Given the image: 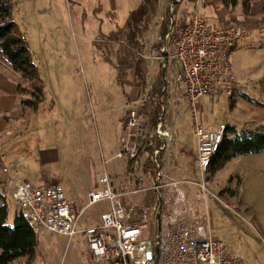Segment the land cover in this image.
Instances as JSON below:
<instances>
[{
  "label": "rangeland",
  "instance_id": "374dc122",
  "mask_svg": "<svg viewBox=\"0 0 264 264\" xmlns=\"http://www.w3.org/2000/svg\"><path fill=\"white\" fill-rule=\"evenodd\" d=\"M142 2L13 0V17L39 68L45 99L37 112L23 108L11 114L12 133L9 139L0 137V179L28 180L35 186L60 184L81 214L80 230L96 225L107 205L88 208L87 199L103 172H108L118 192L139 190L140 180L130 175L129 162L126 169L127 161L116 155L129 135L133 111L143 115L148 135L153 133L159 98L152 92L159 91V80L165 75L168 93L162 118L165 129L170 127L172 132V145L159 154L165 174L162 182L181 183L190 207L210 216L212 235L227 244L228 255L244 264H264V152L238 156L215 174L209 171V192L204 194L198 185L202 176L195 159L193 108L176 81V63L161 52L165 44L161 28L171 0ZM176 18L184 20L182 14ZM252 54L242 67L245 80L238 93L264 101V50ZM232 66L240 73L237 59H232ZM15 80L19 83L20 75ZM236 97L234 106L227 96L197 100L199 123L207 130L222 123L240 130L264 127V109ZM4 167L12 168L11 172L4 173ZM147 169V187H152L153 170ZM8 181L0 186V193L6 196L12 225L19 208ZM132 199L150 209L157 205L151 190ZM38 235L35 256L19 258L14 264H88L82 234L67 238L41 230Z\"/></svg>",
  "mask_w": 264,
  "mask_h": 264
},
{
  "label": "built area",
  "instance_id": "2783aa9c",
  "mask_svg": "<svg viewBox=\"0 0 264 264\" xmlns=\"http://www.w3.org/2000/svg\"><path fill=\"white\" fill-rule=\"evenodd\" d=\"M167 33L161 52L176 63V81L193 108L196 166L202 176L198 185L206 195L207 176L221 149L227 125L205 129L198 121L196 101L207 96L234 98L237 77L230 56L250 30L242 23L210 27L207 19L194 11L186 20L173 19ZM128 119L129 135L116 158L129 162L130 175L140 180L139 190L120 193L113 188L108 172H103L98 187L88 194L87 207L103 203L107 209L96 225L80 230L81 214L60 184L35 186L28 180L11 178V198L33 228L67 238L82 234L88 264H244L241 258L228 255L227 244L212 235L210 216L198 214L186 202L181 183L162 182L165 174L159 154L172 139L170 127L165 129L161 120L148 135L142 114L133 111ZM158 140L165 147L158 146ZM148 166L153 170L152 187H147ZM11 170L3 168L4 173ZM148 190L157 195L153 209L132 202V195Z\"/></svg>",
  "mask_w": 264,
  "mask_h": 264
},
{
  "label": "trees",
  "instance_id": "16d2710c",
  "mask_svg": "<svg viewBox=\"0 0 264 264\" xmlns=\"http://www.w3.org/2000/svg\"><path fill=\"white\" fill-rule=\"evenodd\" d=\"M223 1L232 8L238 4L237 0ZM145 2L147 0H143L142 4H145ZM180 2L181 0H171V7L168 8L167 14L163 18L162 40L168 34V26L172 19L175 18L176 20L181 5ZM13 10V0H0V56L7 65L9 64L20 75L17 92L23 97L21 98V107L37 112L45 99V84L41 79L38 66L33 62L27 38L20 31L18 24L15 23ZM164 77L165 75H162L159 80V91L157 92L154 88L155 91L152 92V95L156 94L159 98L153 116L155 125L161 120L164 121L162 118L163 109L167 105L166 94L168 92L164 88L166 81ZM237 96H242L246 101L264 109L263 100H255L244 93L237 94ZM235 102L232 98V106ZM160 145L161 142L158 146ZM263 152L264 127L238 130L235 126L227 125V133L221 149L214 158L209 171L215 174L225 163L236 159L238 156L261 154ZM2 183V179H0V185ZM9 216L10 207L6 202V196L0 193V264H14V261L19 258H33L39 244L38 232L33 228L24 211L21 209L16 211L12 225L8 222Z\"/></svg>",
  "mask_w": 264,
  "mask_h": 264
},
{
  "label": "crops",
  "instance_id": "0c3cea01",
  "mask_svg": "<svg viewBox=\"0 0 264 264\" xmlns=\"http://www.w3.org/2000/svg\"><path fill=\"white\" fill-rule=\"evenodd\" d=\"M237 2L238 4L232 8L227 6L223 0H181L180 9L176 17L178 14H182V17L186 20L191 13L198 11L202 17L207 19L210 27L219 29L220 27H229L233 25V23H242L249 28L250 33L248 36L237 44L238 46L234 49L230 56L231 62L232 59H237L240 63V73H235L234 68L233 72L237 77L236 94H243V92L238 93V89L240 88L239 85H241V83L245 80L241 76V74H244L242 67L245 60L255 50H264V0H237ZM4 62L5 61L0 56V137H7V139H9L8 136L11 135V130H13V118L11 114L22 111L23 108L21 107V95L17 92L18 83L15 80L19 77V74L13 70L12 72L14 75L13 78H11V68ZM245 67L246 66H244V68ZM236 98H238V96ZM7 115H9L8 119H6ZM235 127L240 130L237 125ZM160 142L161 145L164 146V142L158 140V144ZM171 145L172 143L170 140L167 145L168 148ZM127 163L128 161L124 164L126 169ZM7 181L8 180H6V182ZM2 182L3 183L0 186L4 187L6 182ZM8 182L10 183V181ZM15 207L18 209L16 205Z\"/></svg>",
  "mask_w": 264,
  "mask_h": 264
},
{
  "label": "water",
  "instance_id": "95a60500",
  "mask_svg": "<svg viewBox=\"0 0 264 264\" xmlns=\"http://www.w3.org/2000/svg\"><path fill=\"white\" fill-rule=\"evenodd\" d=\"M165 73V72H164ZM158 224L160 225V220H158ZM157 247H156V256H158L159 255V246L158 245H156Z\"/></svg>",
  "mask_w": 264,
  "mask_h": 264
}]
</instances>
